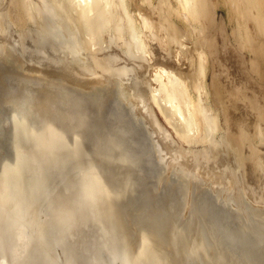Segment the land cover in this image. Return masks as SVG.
<instances>
[{
	"label": "bare ground",
	"instance_id": "1",
	"mask_svg": "<svg viewBox=\"0 0 264 264\" xmlns=\"http://www.w3.org/2000/svg\"><path fill=\"white\" fill-rule=\"evenodd\" d=\"M4 1H6V3ZM141 1H142V9H140V7L138 6L139 15L137 16L131 10V1L130 0H0V58H1L0 61H2L1 65L3 64V65H7L8 67L9 66L12 67L11 69H13L12 70L13 73L20 79H23V77L25 78V76L27 77V75H29V77H30V74L24 75V73H23L24 76L22 75L23 76L22 78L19 77V76H21V74L19 75L18 73H20V72H17V70L22 71L23 69L19 70V68H21L22 66H25V67L29 66L30 68L33 67V69H35V70L38 69L37 71L40 73V77L42 75L44 79L42 77L40 79L39 76L37 77L36 75L39 73L36 72L37 74H35V72H34L35 70H33V73H32V71H30V73H32L34 75V78L36 77L37 80H39V79L45 80V81H41V83L42 82L45 83V84H43L44 86L42 85V87H44V89H45V86L48 89H51V91H50L51 94L49 92L50 96L47 97L43 93V96H45L46 98L45 99L41 98L40 95H39V97L41 98L42 103L44 105L47 104L48 106H52V110H51V107L49 108L47 105H46L47 106L46 107L42 103H40V99L36 98L38 95L35 96L33 93H30V95L29 94L21 95L22 96L21 98H18V96H16L18 98L17 100L15 97H12V98H15L16 101L13 99V101L11 103L12 104L11 108H10L11 117L8 118L9 119V125L11 126V127L9 126V128H11V134H12L11 140H12V142H14L15 145H17L18 147H21L23 150L28 149L31 144H33L34 146H37V145L40 146L41 145V147L42 146L45 147L46 145L51 144L50 143L51 134H53L54 131L56 133L60 131V129L57 128L59 126V123L57 126L55 125L57 121L63 122L64 120H66V121H64L65 126L68 125V124L67 125L65 124V122L68 121V123L70 122L71 125L75 124L74 126L77 127V129L80 126L85 127L88 125L87 127L89 129L90 125L87 124V121L88 120L90 121V118H89L90 116L94 115L93 117L95 119V118H97V116L103 118L102 117L103 115H106V114L109 115L110 114V113H108L109 112L108 110H107L108 112L106 111L107 113L105 112V109H106L105 107L108 105V102H109V104H111L110 107L112 108V112H111L112 117L111 118L113 120V126H112V122H111V125L102 126L105 128L106 133L104 131L103 135H105V137H103V135H102L103 138L102 137L101 138L103 139V141L107 140L105 143L104 142L101 143V144L104 143V145H102V146L100 145V147L104 149V151L101 149L102 152H104V154L110 155L111 152L112 153L115 152L116 154H114V153L113 154L116 156L117 160L120 162H126V164H127L126 166L128 167L127 162L132 161V160H130L131 155L129 152H131V149L133 150V147H131V146L135 145V142H134V144L130 145L131 149H129L128 145L126 143V142H128V141H126L127 140L126 137L128 138V136H129V134L127 136V133H129V132L133 133L132 137L134 136V133H139L142 137V148L147 153V157H148L147 159L150 160V162L153 164L152 166L155 165L157 168L156 172L154 170V173L156 176L155 179L158 182V184L163 180L166 181L165 179H168V177L171 174L172 175H175V174L179 175V173H181L180 178H179V176H177L179 178V179L178 178L177 179H178V181L180 180L179 182H181L180 185L182 186V192H183V193L181 192L183 195V196H181V198L182 199L184 198V200L186 201L185 203H187V200L189 199L188 198L189 194H190V196H192L191 193H193V192H192L191 187L192 186L194 187V185L195 186L198 185L197 188L200 187L201 191H203V194H205L206 196L208 195L209 198H210V196H212L215 199V201L213 203H216V201H217L218 204H220L222 206V208H224L223 209L224 211H227L231 215H234L238 223H235L236 221H233L232 223L238 224V227H240V230H243L245 232V234H249L252 237L254 236L255 237L254 239H256V241H257V244L255 243L256 246L260 245L261 246L260 248H262V247H264V179L261 177L262 173L264 171V148H263L264 147V0H141ZM223 5L229 7V12H227L228 14L226 16H223L222 18L219 19L218 12L220 10H222L221 8ZM4 12H6V14L9 17V19L11 20V22L13 24L17 25L16 27H18V28H25L24 26H27L28 23H34L36 25V28L32 29L29 32V35H24V34L22 35V32H17L23 38L24 43H26L24 45V49H25L24 52H26V54H25L26 59H24L22 57L20 58L11 49V46L13 44L16 46V42L13 39V38H15V36L13 37V35H12V33L15 35V32H12L9 36L7 35L6 26L4 25V22L2 20L3 19L2 14H4ZM9 37H13V38H9ZM8 38L10 39V42H7V41H9ZM12 42H13V44H12ZM46 49L48 51L50 50V52L56 51V52H58V54H61V55L65 54V53H66V55L69 54V56L67 55V57H72V60L70 62L66 61V63H65V62H59V61L57 62L56 58H52V59L50 58V61L46 62V61H44L45 57L49 58L47 54H44L45 57L43 55V53H45ZM1 54H3V55H1ZM10 67H9V69H10ZM13 67L15 68V70ZM29 67H28V69H25V71L26 70L28 71ZM16 68H17V70H16ZM11 69L9 71H11ZM28 72H26V73H28ZM137 73H138V75H137ZM137 76H139L138 79H137ZM27 79L28 78H26L27 82H29L28 80H30V79H31L30 81L32 83L34 81V79L32 80V77L29 78L28 80ZM26 81H24V82L26 83ZM19 82H20V80H19ZM35 84H37V82ZM39 84H40V81H39L38 85ZM33 85H34V83H33ZM38 85H36V86L34 85L35 89ZM28 86L30 87L32 85L29 84ZM39 86H41V85H39ZM31 88H33V86ZM42 90L43 89H40L39 91L44 92V90L43 91ZM22 94H23V92H22ZM11 96H13V95H11ZM9 100H11V98H9ZM108 109L111 111L110 108H108ZM104 112L106 114H103ZM157 114L163 118L164 123L166 125L165 124L163 125L161 123V121L159 120L160 117ZM93 117L91 119H93ZM105 117H107V116H105ZM101 118H100L101 125H104V124L107 125L106 123L108 121L106 122V119L108 117L106 119H104L105 122H103L104 121L103 119H102L103 121L101 122ZM112 120H110V121H112ZM89 121H88V123H89ZM95 122H96V119L92 123L96 124L97 122L96 123ZM85 124H87V125H85ZM95 127H97V126H95ZM102 127H101V129L103 130L104 128H102ZM91 128H92V126H91ZM70 129H72V128H70ZM93 130H91V131H93ZM135 131H137V132H135ZM9 132H10V130H9ZM70 132H71V130H70ZM81 132H82V134H84L83 131H81ZM87 132H90V130ZM94 132L95 131H93L92 133H94ZM73 133H75V132H73ZM88 134H90V133H88ZM88 134H86V135H88ZM78 135H79V133H78ZM98 135H99V133H98ZM94 136L96 137V135H94ZM82 138H83V136H82ZM98 138H97V140H98ZM93 140H94V138H93ZM101 141L102 140H100V142ZM140 142H141V140H140ZM52 143H54L53 145H56L54 141ZM26 144H28L29 146ZM35 144H37V145H35ZM85 144L83 143V145H85ZM181 144L184 147H188V149L181 147ZM257 144H260V146H261L259 149H258V147H256ZM53 145H50V146H53ZM197 145H203L204 146V148L206 149L205 150L206 155L204 152L199 153L198 151H194L193 149H190L192 146H197ZM41 147H39V148H41ZM46 147L48 148L49 146H46ZM87 147H89V146H87ZM52 148H51V150H52ZM65 148H66V146H65ZM71 148H72V146H71ZM81 148H79V149H81ZM89 149H91V148L89 147ZM42 150L44 151V148H42ZM69 150H71V149H69ZM144 150H142V151H144ZM92 151L94 154V150H92ZM98 151H100V150H98ZM137 151L138 150H136V152ZM21 152H22V150H21ZM52 152H53V150H52ZM100 152H98V153H100ZM223 152L226 154L225 158L223 156ZM59 153L61 154V152H59ZM38 154H40V153H38ZM101 154H99V155L101 156ZM49 155H51V154L49 153ZM129 155H130V157H129ZM54 156H56V155H54ZM105 156H104V158H105ZM248 156L250 157V160H251L250 162L246 160L247 159L246 157H248ZM44 157L43 158L42 157L39 158V156L35 157L36 158L37 171H34V170H32V171L35 172L34 174L37 173V175H35L36 178H34V180L36 179L35 180V182L37 184L36 186H38L39 188L37 187L38 189L36 191H39L41 189L43 192V187L45 188V186L47 185L49 180L54 179L53 182H54V184L57 185L55 188L56 190H54V191L57 193L58 199H60L62 201L63 196L61 195L60 192L64 191L65 188H63V190H62V188L59 185L61 184V186H62V184H63L62 180L63 179L61 176H60V179L59 178L57 179L59 182L62 179L61 180L62 183H60V184L58 181H56V176L54 175L55 173H53V169L55 168V166L52 168V166L55 165V162H53L54 163L53 165H48V164H50L49 162H51V161H49L47 163V160ZM61 157L59 156V158H61ZM94 157H95V155H94ZM94 157H92V158H94ZM62 158H64V157H62ZM96 158L97 157H95V159ZM110 158L111 157H109V159ZM55 159H53V161ZM99 159L100 158H98V161H100ZM133 159H135V156ZM30 160H32V159H30ZM140 160H143V159H140ZM95 161H97V160H95ZM101 161H102V163H103V161L105 162L102 165L108 164V163L106 164L107 160L105 161V159L101 160ZM67 162H68V160H67ZM133 162H134V160H133ZM133 162H131V163H133ZM17 163H19V162H17ZM56 163H57V161H56ZM74 163H75V161H74ZM131 163H130V165H131ZM98 164H96L95 166L92 165V167L90 166L91 171L89 169H87L89 171V173L93 172L94 169L96 170L97 168H95V167ZM72 165H74V164H72ZM89 165H90V163H89ZM100 165L101 164H99L98 168L100 167ZM60 166H61V164H60ZM108 166H110V165H108ZM112 166H113V164H112ZM119 166H121V165H119ZM119 166H117V167H119ZM134 167H135V165H134ZM24 168H25V166H24ZM108 168L109 167H107L105 169H108ZM120 168H122V167H120ZM59 169H60V167H59ZM74 169H76V167ZM85 169L82 168V171L84 172V174L88 173V171H86ZM105 169H103V170H105ZM148 169L150 170V168H148ZM12 170H13V168H12ZM29 170H30V168H29ZM80 170H81V168H80ZM98 170L100 171V169H98ZM32 171H30V173H29V171L26 170L27 178H28V176H30L32 174ZM74 171L78 173V171H76V170H74ZM118 171H120V170H118ZM71 172H72V170H71ZM135 172H136V170H135ZM26 173L24 172V175H26ZM120 173H121V171H120ZM132 173H134V172H132ZM146 173H147V171H146ZM60 174H62V173H60ZM112 174H114L113 171H112ZM78 175H80V171H79ZM99 175H100V173H99ZM102 175H104L103 172H102ZM115 175H117V174H115ZM122 175H123V173H122ZM130 175H132V174H130ZM133 175H132V177H133ZM96 176H97V174H96ZM256 176L260 179L259 182L262 183L261 188L258 192L249 189L248 188L249 186L247 185V182L245 181V178H250V180H252V182H253L255 180ZM4 177H5V175H4ZM32 177H34V176H32ZM73 177H74V175H73ZM105 177L108 178L109 176H104V178ZM64 178H66V177L64 176ZM87 178H90V177H87ZM99 178H101V177H99ZM107 178H105V179H107ZM114 178H115V176H114ZM123 178H121V179H123ZM258 178H256V180H258ZM28 179L25 180L23 185H21L22 182L20 183L21 186L19 188V194L17 193L18 196L20 195V199H18V200L16 199V201L20 202L21 200H24L22 205L26 204L25 199L27 198V196H29V194L34 192V191L32 192L33 187L31 188L30 185H28V182H29ZM83 179H86V177ZM131 179H134V178H131ZM12 180L13 179H11L9 181L11 182ZM16 180H17V178H16ZM91 180L93 181L94 179H91ZM123 180H125V178ZM67 181L68 182H66V184H68L69 181L71 182V180H68V179H67ZM125 181L126 182H124L125 183L124 185L126 187L128 186V188H129V186H130L129 180L126 179ZM140 181H142V180H140ZM31 182H33V181H31ZM100 182H101V184L103 183V185H101L100 189H106V187H105L106 184L102 181H100ZM100 182H99V184H100ZM144 182H145V180H144ZM173 182H175V181L173 180ZM106 183H108V182L106 181ZM51 184L48 183V185H51ZM110 184H108V186ZM113 184H115V183H113ZM117 184H119V183H117ZM121 184H123V182H121ZM139 184H141V183H139ZM72 185H73V183H72ZM36 186H34V187H36ZM65 186H67V185H65ZM116 186L113 187L112 189H114V188L116 189ZM132 186H134V184ZM168 186H170V185H168ZM6 187L10 188L11 186L7 185ZM14 187L15 186H13L12 189H14ZM16 187H17V184H16ZM16 187H15V190H16ZM75 187L76 186L74 184V190L76 191L77 188L75 189ZM80 187L81 186L79 185V188ZM94 187H96V186H94ZM51 188H52V185H51ZM70 188L73 189L72 187H70ZM117 188H118V191H119V189L120 190L124 189L122 187L119 188L118 186H117ZM151 188H153V187H151ZM47 189H48V187H47ZM47 189L45 191H47ZM81 189L83 190V188H80V190ZM125 189L122 192H126ZM68 190H69V187L67 188V192H68ZM193 190H195V188ZM94 191H95V189H94ZM142 191H145V190H142ZM14 192H12V193L14 194ZM91 192L92 191H90L88 194H91ZM117 192H115V193H117ZM175 192H173V193H175ZM84 193L86 194V190ZM197 193H199V192H197ZM23 194H24V196H26V198L24 197L25 199H23ZM121 194H123V193H121ZM203 194H202V197L204 196ZM34 195H37V194L33 193V197H34ZM44 195H43V197H44ZM68 195H69V193H68ZM99 195H101V194L98 193V196ZM193 195H195V194H193ZM39 196H42V195L40 194ZM51 196H52V194H51ZM70 196H71V194L69 195V197ZM11 197H10V199L8 197L7 200H11L13 198V197L12 198ZM43 197H40V198L43 199ZM46 197H44L45 199H43V200H46ZM64 197H65V195H64ZM106 197H109V196H106ZM118 197H119V195H118ZM16 198H18V197H16ZM28 198H29V201L32 200L31 197H28ZM35 198L36 197H34V199ZM48 198H50V197H48ZM73 198H75V197H73ZM77 198L79 200L80 197H77ZM77 198L75 200H77ZM193 198H194V196H193ZM196 198H194V199H196ZM38 199H37V201H38ZM124 199L126 200V198H124ZM211 199H210V202L212 201ZM63 200H64V198H63ZM71 200H73V199H71ZM75 200H74V202H75ZM94 200H95V198H94ZM129 200H130V198H129ZM97 201H98V199H97ZM145 201H146V199H145ZM192 201H193V199H192ZM192 201L189 202V204L192 203ZM207 201H208V199H207ZM35 202H36V199H35ZM39 202L41 203V201H39ZM49 202L51 203V201H49ZM49 202H48V204L50 205ZM53 202L54 201H52V203ZM55 202H57V201H55ZM85 202H86V200H85ZM93 202H95V201H93ZM210 202H208V203H210ZM261 202H263L262 203L263 206L262 205L260 206ZM6 203H8V202L6 201ZM20 203H18V204L16 203V206L18 205L19 207H22L21 205H19ZM31 203H32V201L29 202L30 205H31ZM59 203H61V202H59ZM120 203H121V200H120ZM205 203H204V205H205ZM33 204H34V201H33ZM48 204H47V206H48ZM55 204L56 203H54L52 205H55ZM91 204H94V203H91ZM196 204L197 203H195V205ZM7 205L9 206L10 204L8 203ZM7 205H5V207ZM12 205H15L13 201H12ZM12 205H10L8 208H5L4 210H7L6 212H8L9 208ZM24 205H23V207H24ZM30 205H27L28 206L27 208H30L31 207ZM37 205H39V203ZM60 205H59V207H60ZM69 205L67 204V207ZM81 205H82V203H81ZM106 205L108 206V204H106ZM197 205L200 206L201 204L200 205L197 204ZM220 205H218V206L220 207ZM43 206H45V205L43 204L40 207L37 206V209H38V207L40 209ZM47 206H46V208H47ZM71 206H72V203H71ZM71 206H70V208H72ZM84 206H85V204H84ZM92 206H94V205H92ZM104 206H102V207H104ZM140 206L142 208V205H140ZM76 207H78V206H76ZM182 207L184 208V206H182ZM205 207H206V205H205ZM12 208H13V206H12ZM12 208H10V209H12ZM35 208L33 210H35ZM44 208L45 207H43L42 211L45 212L46 208L45 209ZM54 208H55V206H54ZM108 208H106V209L108 210ZM196 208H193V210ZM14 209H17V208H13V210ZM104 209H105V207H104ZM104 209H102V216L103 217H102L101 222L99 220V222H100L99 226H101V227H98V228H100V231H103L105 233H103L104 235H103V237H101L102 236V232H101V236L99 237L100 242H98V243H101V241L103 240L104 244L102 243V246L103 245L104 246L100 249L103 251L104 250L103 248L106 246L105 247V249H106L105 255L108 259L107 261L110 264H121L120 262L123 261V259H122L123 256H126L127 253H126V255H122V254H125L124 253L125 250L123 249L122 250L123 252L120 256V257H122L121 258L122 260H120V258L118 257L119 253H121L118 250L119 245L114 243L117 240L116 239H115V241L112 240L113 241V243H112V241H109L110 239H107V238H108L109 232L111 234L114 231V230L111 231L112 228H115V227L119 228V226H122V224L120 222H118V224H117V222H116V224L111 223L112 218L109 216L111 212L109 213L108 211H110V210L106 211ZM168 209H170V208H168ZM19 210H20V208H19ZM30 210L28 209V211H30ZM46 210H48V209H46ZM50 210H48V211H50ZM74 210H76V209H74ZM151 210L155 211V209H151ZM42 211L40 210L39 213L41 214ZM60 211H61V208L59 209V212ZM14 212H15V210H14ZM16 212L18 213V211H16ZM36 212H38V211H35L34 215L35 216L37 214L39 215V213L36 214ZM65 212L66 211H64V213L61 212L62 214H60V215L64 216L66 214ZM119 212H120V210H119ZM197 212H198V209H197ZM26 213H24V214H26ZM126 213H127V211H126ZM130 213H131V211H130ZM193 213H195V212H193ZM206 213H204V214L206 215ZM210 213H211V211H210ZM210 213H208V214H210ZM228 213H227V215L230 216ZM7 214H5L4 217L9 216L8 220L6 219V221L8 222L9 219L11 221L12 216L9 215L10 213L8 215ZM175 214H176V212H175ZM217 214H218V216H220L219 213H217ZM2 215L0 216V218L2 217ZM47 215H49V214H47ZM146 215H144V216H146ZM191 215H192V212H191ZM200 215H201V213L199 214V216ZM224 215L226 216L225 212H224ZM41 216H42V214H41ZM130 216H133V215H130ZM24 217H26V219L28 218L27 216H24ZM31 217H33V215L30 216L29 219ZM177 217H178V215H177ZM200 217H202V215ZM212 217H213V215H212ZM12 218H14V214H13ZM68 218L70 221L72 220L70 218V216ZM108 218H111V220ZM154 218L156 219L155 215H154L153 219H150V220L154 221L155 220ZM175 218H173V219L175 220ZM190 218H192V217L190 216ZM203 218H205V217L203 216L202 219ZM208 218H211V217L209 216ZM214 218H215V216H214ZM214 218H212V219H214ZM228 218L226 220H228ZM36 219H35V221H36ZM50 219H52V218H50ZM53 219H54V217H53ZM57 219H58V216H57ZM221 219H223V218H221ZM32 220L34 221V218ZM38 220H39V218H38ZM64 220H65V218H64ZM69 220H68V222H69ZM94 220H96V218ZM27 221H28V219H27ZM33 221H32V224L35 223V222L33 223ZM40 221H42V220H39V222ZM46 221L48 222V220H46ZM102 221L104 222L103 225H101ZM137 221H139V220H137ZM137 221H135V222H137ZM28 222H30V220ZM68 222L65 226L68 225ZM223 222H224V220H223ZM20 223H23L22 220L20 221ZM54 223H56V221ZM72 223H73V225H76L75 227H77V225H79L78 221H77V224H75V220L72 221ZM173 223H174V221H173ZM181 223H183L182 220H181ZM208 223L210 224V221ZM229 223L230 222H228L227 224H229ZM1 224H2V222H1ZM26 224H29V223H26ZM37 224H38V222H37ZM45 224L47 225V223H45ZM50 224H52V223H50ZM69 224H70V222H69ZM184 224H185V222H184ZM214 224H216V223H214ZM221 224L218 223V226ZM5 225H6V222H5ZM41 225H42V223H41ZM229 225H231V224H229ZM26 226L28 227L30 225H26ZM40 226L39 227L35 226L34 228L37 227L40 230V228H41ZM52 226H53V224H52ZM68 226H67V230L69 233L68 237L71 240V238L73 236L74 237L76 236L78 230H77V232L73 231L72 229L70 230V229H68ZM84 226L90 227V225H85V224H84ZM84 226H82V227H84ZM124 226H125V224L122 227H124ZM221 226H219V227H221ZM224 226H226V225H224ZM235 226H237V225H235ZM0 227L2 228V226H0ZM20 227H21V225H20ZM59 227H58V229H59ZM136 227L137 226H135V228ZM1 228H0V230H1ZM7 228H8V226H7ZM11 228L12 227H10L8 229H11ZM28 228H30V227H28ZM98 228H96V229H98ZM145 228H146V226H145ZM148 228H149V226H148ZM216 228H218V227H216ZM225 228H227V227H225ZM55 229H57V228H55ZM85 229H88V228H85ZM153 229H155V228H153ZM153 229H151V230H153ZM228 229L229 228L222 229V230L223 231L227 230V232H228L229 231ZM116 230H118V229H116ZM126 230H127V228H126ZM172 230H173V227H172ZM194 230L196 231V227L194 228ZM204 230H205V227H204ZM222 230H221V232H222ZM62 231H64V228L62 229ZM94 231H95V227H94ZM210 231L211 230H209V232ZM219 231H218V234H219ZM238 231H239V229H238ZM238 231H236V232H238ZM2 232L1 233L4 235L5 234L4 229L2 230ZM6 232L9 234L12 231L9 230V232H8L6 230ZM34 232H36V231H34ZM59 232H60V230H59ZM81 232L79 234L80 236H83V237L88 236V235L86 236L85 233H84L85 235L83 233L81 234ZM227 232L225 233V238L227 236L226 234L229 233V232L228 233ZM239 232H240V234L242 233L241 231H239ZM247 232H249V233H247ZM1 233H0V235H2ZM31 233H30V235H32ZM141 233H140V235H141ZM144 233H146V232H143L142 235H144ZM152 233H154V232H152ZM191 233H192V231H191ZM28 234H29V232H28ZM28 234H27V236H29ZM106 234H107V236L105 239L108 241H106L104 239ZM167 234H169V233H167ZM176 234H177V232H176ZM204 234H205V231H204ZM229 234H228L227 238H229ZM245 234H244V236H245ZM97 235H99V234L97 233ZM158 235H160V234H158ZM209 235H210V233H209ZM222 235L223 234L220 235L221 239L223 238L225 240V238L222 237ZM65 236H63V237H65ZM113 236L115 237L116 234H113ZM113 236H111V237L114 238ZM151 236H153V234ZM187 236H186V238H187ZM195 236H196V234H195ZM220 236H218V237L220 238ZM0 237H2V236H0ZM7 237H9V235ZM7 237L5 240H7ZM60 237H61V235H60ZM133 237H135V236L133 235ZM136 237H137V235H136ZM143 237H142V239L144 242ZM12 238H14V237H12ZM56 238H58V237H56ZM89 238H90V240L92 239L90 237V235H89ZM117 238H119V237H117ZM241 238H243V237H241ZM30 239H28V240H30ZM33 239L37 240V238H33ZM130 239H128V240H130ZM145 239H147V238L145 237ZM196 239H198V241L201 240L200 238H196ZM5 240H3V241H5ZM86 240H87V238H86ZM128 240L126 239L125 242ZM138 240H139V238H138ZM147 240H148L147 247L145 245L146 243L143 244V245H145L146 249H145V247L142 248V250L143 249L145 250V251H142V259L146 256L154 264H161L160 262H162L163 264L164 263L169 264V263H167V261L169 262V260H168L169 258H167L169 256L166 257V255H169V254L168 253L166 254L164 246H163L164 249H162L161 248L162 246H160L158 241L156 243L155 238L154 239L151 238V240L148 238ZM249 240H252V238L249 237L248 241ZM56 241L57 240L55 239V241H54L55 245L54 246L57 247ZM62 241H63V238H62ZM77 241L78 240H75L74 243L72 242V243H68V244H75V243L77 244L78 243V245H79L80 242H77ZM88 241H89V239L87 240V242ZM196 241L193 240V242H196ZM198 241H197V245H201V246H198V248H197L198 250L196 249L197 251L200 250L199 247H201V248L204 247L202 244L203 242L201 243L199 241L201 244H198ZM217 241H219V240L217 239ZM237 241L239 242V240H237ZM246 241H247V239H246ZM254 241L252 240V242H254ZM7 242H8V240H7ZM34 242H32V244ZM39 242L41 243V241H39ZM50 242H52V240ZM133 242H134V240H133ZM205 242H206V240H205ZM36 243L38 245L37 241L33 245L36 246L35 245ZM66 243L67 242H65V244ZM94 243H96L95 240H94ZM207 243H208V241H207ZM218 243L220 244V241ZM28 244H29V242H28ZM87 244H89V243H87ZM134 244L137 245L136 242H134ZM163 244H161V245H163ZM193 244L195 245L196 243H193ZM217 244H216V246H217ZM30 245H31V241H30ZM51 245H53V244H51ZM93 245L95 246V244H92V246H90V247L94 248ZM121 245H122V243H121ZM164 245H166V244H164ZM194 245L192 246V243H191V247H193V249L195 248ZM204 245L207 246L205 243H204ZM230 245H231V243H230ZM234 245H235V242H234ZM34 246H33V249H34ZM58 246H59V244H58ZM68 246L70 247V249L74 248L71 245H68ZM99 246H101V245H99ZM226 246H228V245H226ZM226 246H225V249H227ZM236 246H237V244H236ZM2 247H4V246H2ZM2 247H0V248H2ZM41 247H42V245H41ZM111 247H112V249H111ZM129 247H131V246H129ZM218 247H220V246L218 245ZM31 248L29 247L30 250H31ZM57 248L61 249V247L60 248L57 247ZM77 248L81 249L79 246ZM115 248L119 251V253ZM120 248L122 249V247H120ZM138 248H137V250H138ZM55 249H52V250H55ZM26 250L28 251V249H26ZM30 250H29V252H30ZM62 250H65V249H62ZM127 250H129V249H127ZM133 250H134V248H133ZM209 250H212V249H209ZM216 250H217V247H216ZM262 250H264V249H262ZM82 251L83 250H81L80 252L82 253ZM91 251H92V248H91ZM192 251L194 253L196 252L194 250H192ZM2 252H3V250H2ZM62 252H64V251H62ZM71 252H73V251H71ZM75 252H77V251H75ZM89 252H88V254H89ZM103 252H105V251H103ZM201 252H203V251H201ZM214 252H215V250H214ZM32 253H33V251H32ZM34 253H35V250H34ZM85 253L87 254V251ZM134 253H133V256H134ZM184 253H186V252H184ZM206 253L209 254V252H206ZM68 254H71V253H68ZM116 254H118V255H116ZM128 254H129V252H128ZM136 254H137V252H136ZM136 254H135V257H133V258L134 259L137 258V260L139 258L137 263L135 262L136 260H134V259H132V260H134L133 262H128L129 260L127 261V259H126L128 257L127 256V257H125V259L128 263H125V264H140L141 253L137 256H136ZM201 254L203 255V253H201ZM212 254H210V255H212ZM221 254L219 255V253H218L219 256L216 254L217 255L216 257H220ZM254 254H255V252H254ZM16 255H18V254L17 253L15 255L13 254L12 257L16 256ZM65 255L67 256V254H65ZM89 255H91V254H89ZM103 255H104V253H103ZM196 255L199 258V255L198 254H196ZM28 256L29 255H27V258H28ZM87 256L88 255H86V257ZM163 256L167 259V261H164L165 258H163ZM214 256H215V254H214ZM238 256H240V255H238ZM19 257L21 258V255H19ZM19 257L17 259H19ZM57 257H58V254H57ZM59 257H61L60 254H59ZM79 257H81V256H79ZM79 257L77 259H79ZM22 258H21V260H23ZM25 258H26V256H25ZM74 258H76V257H74ZM184 258H186V257H184ZM210 258H212V257H210ZM3 259H4V257H3ZM55 259H56V256H55ZM60 259L61 258H59V260ZM93 259H95V258H93ZM62 260L63 259H61V261ZM205 260H207V259H205ZM215 260H216V258H215ZM5 261H6V259H5ZM5 261H2L1 264H9L8 261H6V262ZM17 261H19V260H17ZM37 261H39V260H37ZM88 261L90 262L89 259H88ZM68 262L66 261V263H68ZM83 262H84V260H83ZM14 263H16V261ZM71 263H72V261H71ZM81 263L82 262H80L79 264H81ZM123 263L124 262H122V264ZM217 263H219L218 260H217ZM38 264H42V261L38 262ZM58 264H60L59 261H58ZM172 264H174V263H172Z\"/></svg>",
	"mask_w": 264,
	"mask_h": 264
},
{
	"label": "rangeland",
	"instance_id": "2",
	"mask_svg": "<svg viewBox=\"0 0 264 264\" xmlns=\"http://www.w3.org/2000/svg\"><path fill=\"white\" fill-rule=\"evenodd\" d=\"M131 1V10H132V12L135 14V15H139V9H138V6L140 7V9H142V1L141 0H130ZM5 3H6V1H4ZM227 7V8H226ZM222 10H220L219 12H218V17H219V19L220 18H222L223 16H226L228 13L227 12H229V7L228 6H222V8H221ZM3 15V22H4V25L6 26V33H7V35L9 36L12 32H15V35L12 33V35H13V37L15 36V38H13V37H9V38H13L14 39V41L16 42V46L13 44V42H12V44L14 45H12L11 46V49L16 53V55H18L20 58L22 57V58H24V59H26V52H24L25 51V49H24V45L26 44V43H24V41H23V38L21 37V35H19V33H17V32H22V35L24 34V35H29V32L32 30V29H34V28H36V25L34 24V23H28L27 24V26H24L25 28H18V27H16L17 25H15V24H13L12 22H11V20L9 19V17L7 16V14H6V12H4V14H2ZM35 25V26H34ZM20 30V31H19ZM22 30V31H21ZM8 38V40L9 41H7V42H10V39ZM4 54V53H3ZM3 54H1V55H3ZM44 54H47L48 55V57L49 58H47V57H45V55ZM42 55V54H41ZM43 55H44V57H45V60L44 61H46V62H49L50 61V58L52 59V58H56V60H57V62L59 61V62H65L66 63V61H68V62H70L71 60H72V57H67V55L69 56V54H67L66 55V53L65 54H63V55H61V54H58V52H54V51H52V52H50V50L48 51L47 49H46V51H45V53H43ZM66 55V56H65ZM1 59V58H0ZM1 63H2V61H0V214L2 213H4L3 215H2V219L0 218V226H2V228L4 229V235L2 234L3 232H2V228H1V230H0V233L2 234V235H0V236H2V237H0V244L2 245V246H4V247H2L1 245H0V247H2V248H0V264H1V262L2 261H5V259H6V261H8V263L9 264H38V262H40V261H42V264L44 263V264H54L56 261V263L55 264H58V261L60 262V264L62 263V264H79L80 262H82L81 264H110L107 260V257H106V255H105V253H106V249H105V247L103 248L104 250L103 251H105V252H103L100 248H102L103 246H102V243L104 244V242H103V238L101 239L102 241H101V243H98V242H100L99 240H100V236H101V232H102V236L101 237H103V233H105V232H103V231H100V228H98V227H101V226H99V224H100V222H101V220H102V209H104V207H105V209L104 210H106V211H108V210H110V211H108L109 213H110V217L112 218V220H111V218H108V219H110L112 222L111 223H113V224H116V222H117V224H118V222H120L121 224H122V226L125 224V226L124 227H122V226H119V228L117 227H115V228H112V230L111 231H113L111 234H110V232H109V234L111 235V236H113V234H116V238L114 237V238H112L109 234H108V238L107 239H110L109 241H115V239L117 240L116 242H114V243H116V244H118L119 245V248H118V250L121 252V253H119V251H118V253H119V255L118 254H116V255H118V257L120 258V260H122L123 259V261L122 262H124L123 264H125V263H128V262H133L134 260H136L135 262L137 263V261L139 260V258H138V260H137V258L136 259H134L133 257H135V254H136V252H137V254H136V256L137 255H139L140 253H141V260H140V264H154V263H152V261L148 258V257H144L143 259H142V251H145L144 249L142 250V248L143 247H145V245H146V247H147V244H148V238L151 240V238L152 239H154L155 238V240H156V243H157V241H158V243L160 244V246H162L161 248L162 249H164L165 248V251H166V254L168 253L169 255H166V257L167 256H169V257H167V258H169L168 260H169V262L167 261V259L163 256V258H165L164 259V261H167V263H169V264H172V263H174V264H264V250H262V249H264V247H262V248H260L261 246L260 245H258V246H256V244H257V241H256V239H254L255 237L253 236H250L249 234H245V232L243 231V230H240V227H238V224H235V223H238L237 222V220H236V218H235V216L234 215H231L230 213H228L227 211H224L223 209L224 208H222V206L220 205V204H218V202L216 201V203H213L214 201H215V199L212 197V196H210V198L208 197V195L206 196L205 194H203V191H201V188L199 189V188H197V186L198 185H194V187L192 188L191 187V189H192V192L193 193H191V195L192 196H190V194H189V196H188V200H187V203H185L186 201L184 200V198L182 199L181 198V196H183L182 195V186L180 185L181 184V182H179L178 181V179L180 178V174L181 173H179V175L178 174H175V175H170L169 177H168V179H165L166 181H161L159 184H158V182L156 181V179H155V173H154V170H155V172H156V170H157V168H156V166L154 165V166H152L153 164L150 162V160H148L147 158V153H146V151L142 148V137H141V135L139 134V133H134V136L132 137V134L133 133H131V132H129V133H127V136H128V134H129V136H128V138L126 137V141H128V142H126L127 143V145H128V148L129 149H131V147H133V150L131 149V152H129L130 153V155H131V159L130 160H132V161H129L130 163L131 162H133V160H134V162L133 163H131V165H130V163L129 162H127L128 163V167L126 166L127 164H126V162H120V161H118L117 160V158H116V156L114 155V154H116L115 152H111V154L110 155H107V154H104V152H102V150L104 151V149L103 148H101L100 147V145L102 146V145H104V143L107 141H103V137H105V135H103L104 133V131H105V133H106V130H105V128L104 127H102V126H108V125H111V122H112V126H113V120H112V115H111V112H112V108L110 107V105L111 104H109V102H108V105L105 107L106 109H105V112L107 111L108 113H110L109 115L108 114H106L105 112L103 113V114H106V115H101L103 118H101V117H99V116H97V118H95L96 119V122L99 124L100 123V118H101V122L104 120V119H106L107 117L109 118H107L106 119V124L107 125H105L104 123V125H101V123L98 125L96 122V124H93L92 122H94L95 121V119H94V115H92V116H90L89 118H90V121H89V123H88V121H87V124H89L90 126H89V129H88V125L87 124H85V125H87V126H85V127H83V126H80V127H78V129H77V127H75L74 125H71V123L69 124L68 123V121L67 122H65V124L67 125V126H65L64 125V121H66V120H64L63 122L61 121V122H56V126L58 125V123H59V126L57 127V128H59L60 129V131L59 132H53V134H51V141H50V143L51 144H49V145H46V146H49L48 148L45 146H42L41 147V145L39 146V145H37V144H35V145H37V146H34L33 144H31L30 145V147L28 148V149H26V150H23L21 147H18L17 145H15L14 144V142H12V140H11V136H12V134H11V128H9V117H11V113H10V108H11V103H12V101H13V99L15 100V98H16V100L18 99V98H21L22 96L21 95H27V94H29L30 95V93H33L35 96L36 95H38L36 98H39L40 99V103H42V100H41V98H46L45 96H50L49 95V92L51 91V89H48L46 86H45V89H44V87H42V85L43 84H45V83H41V81H45V80H43L44 78H43V76L41 75V77L43 78L42 80H40L41 79V77H40V73L37 71V70H35V69H33V67L32 68H30L29 66H22L21 68H19V70L20 69H23L22 71L20 70V71H18L17 70V68H16V70H17V72H20V73H18L19 75L21 74V76H19V77H23L24 75H27V74H30V77H29V75H27V77L25 76V78L23 77V79H20V78H18L14 73H13V69H11L12 67H10V69H11V71H9L10 69H9V67L7 66V65H1ZM28 67H29V72L26 70L25 71V69H28ZM5 68V69H4ZM14 68V67H13ZM8 69V70H7ZM14 70H15V68H14ZM33 70H35L34 72H35V74H37L36 72H38L39 74H37L36 76L38 77H40V79L39 80H37V78L35 79L34 78V75L32 74L33 73ZM25 71V72H24ZM30 71H32V73H30ZM15 72V71H14ZM26 72H28V73H26ZM23 73H24V75H23ZM32 74V75H31ZM23 75V76H22ZM137 75H138V73H137ZM32 77V80L34 79V81H33V83H34V85L36 86V85H38V83H39V81H40V84L39 85H41V86H37L36 87V89H35V86L33 85V83L30 81V80H28L29 78H31ZM26 78H28L27 80L29 81V82H27L26 81ZM139 78V76H137V79ZM18 80V81H17ZM19 80H20V82H19ZM37 80V81H36ZM24 81H26V83L24 82ZM24 82V83H23ZM37 82V84H35ZM21 83V84H20ZM32 83V84H31ZM9 84V85H8ZM32 85L33 86V88H31L32 86H28V85ZM14 86V87H13ZM22 88H21V87ZM44 86V85H43ZM29 87V88H28ZM38 88V89H37ZM26 89V90H25ZM40 89H43L44 90V92H41V91H39ZM23 90V91H22ZM42 90V91H43ZM18 91V92H17ZM48 91V92H47ZM17 92V93H16ZM22 92H23V94H22ZM13 93V94H12ZM15 93V94H14ZM38 93V94H37ZM43 93H44V95L45 96H43ZM6 94V95H5ZM50 94H51V92H50ZM10 95V96H9ZM11 95H13V96H11ZM39 95H40V97H39ZM16 96H18V98L16 97ZM12 97H15V98H12ZM24 97V96H23ZM9 98H11V100H9ZM15 100V101H16ZM46 102V101H45ZM43 104V103H42ZM46 104V103H45ZM44 105V104H43ZM47 105V104H46ZM46 105H44V106H46ZM48 106V105H47ZM46 106V107H47ZM49 108L51 107V110H52V106H48ZM108 108H110L111 109V111L108 109ZM91 109V108H90ZM10 114V115H9ZM158 115V114H157ZM105 116H107V117H105ZM159 117H160V121H161V123L164 125L165 123H164V120H163V118L160 116V115H158ZM55 117V116H54ZM93 117V119H91ZM105 117V118H104ZM56 118V117H55ZM103 119V120H102ZM57 120V119H56ZM110 120H112V121H110ZM8 121V122H7ZM103 122H105V120L103 121ZM63 123V124H62ZM64 125V126H63ZM94 125V126H93ZM166 125V124H165ZM69 126V127H68ZM73 126V127H72ZM91 126H92V128H91ZM95 126H97V127H95ZM11 127V126H10ZM65 127V128H64ZM67 127V128H66ZM82 127V128H81ZM101 127L102 128H104L103 130L101 129ZM70 128H72V129H70ZM87 128V129H86ZM68 129V130H67ZM77 129V130H76ZM86 129V130H85ZM94 129V130H93ZM97 129V130H96ZM100 129V130H99ZM9 130H10V132H9ZM64 132H63V131ZM70 130H71V132H70ZM90 130V132H87V131H89ZM91 130H93V131H95L94 133H92L93 131H91ZM81 131H83V133L84 134H82V132ZM61 132V133H60ZM63 132V133H62ZM67 132V133H66ZM73 132H75V133H73ZM77 132V133H76ZM99 133V135H98V133ZM102 132V133H101ZM135 132H137V131H135ZM60 133V134H59ZM78 133H79V135H78ZM88 133H90V134H88ZM86 134H88V135H86ZM60 135V136H59ZM63 135V136H62ZM75 135V136H74ZM85 135V136H84ZM94 135H96V137L94 136ZM102 135H103V137H102ZM55 138H54V137ZM82 136H83V138H82ZM92 136V137H91ZM60 137V138H59ZM88 139H87V138ZM99 137V138H98ZM102 137V138H101ZM53 138V139H52ZM62 138V139H61ZM69 138V139H68ZM72 138V139H71ZM74 138V139H73ZM90 138V139H89ZM93 138H94V140H93ZM97 138H98V140H97ZM101 138V139H100ZM130 138V139H129ZM9 139V140H8ZM68 139V140H67ZM71 139V140H70ZM83 139V140H82ZM87 139V140H86ZM92 139V140H91ZM134 139V140H133ZM55 142V144L57 145H53L54 143H52L53 141ZM61 140V141H60ZM80 140V141H79ZM90 140V141H89ZM100 140H102L101 142H100ZM105 140V139H104ZM130 140V141H129ZM138 140V141H137ZM140 140H141V142H140ZM84 141V142H83ZM93 141V142H92ZM133 143H132V142ZM102 142H104L103 144H101ZM134 142H135V145H132V144H134ZM138 142V143H137ZM72 143V144H71ZM74 143V144H73ZM80 143V144H79ZM83 143L85 144V145H83ZM98 143V144H97ZM137 143V144H136ZM29 144V143H28ZM28 144H26V145H28ZM88 144V145H87ZM25 145V146H26ZM50 145H53V146H50ZM91 145V146H90ZM130 145H132L131 147H130ZM141 145V146H140ZM29 146V145H28ZM32 146V147H31ZM56 146V147H55ZM65 146H66V148H65ZM71 146H72V148H71ZM85 146V147H84ZM87 146H89L91 149H89V147H87ZM37 147V148H36ZM39 147H41V148H39ZM53 147V148H52ZM82 147V148H81ZM136 147V148H135ZM141 147V148H140ZM181 147H183V148H185V149H188V147H184L182 144H181ZM256 147H258V149L261 147L260 146V144H257L256 145ZM34 148V149H33ZM36 148V149H35ZM42 148H44V151L42 150ZM47 148V149H46ZM51 148H52V150H53V152H52V150H51ZM62 148V149H61ZM79 148H81V149H79ZM264 148V147H263ZM69 149H71V150H69ZM87 149V150H86ZM100 150V151H98V150ZM102 149V150H101ZM128 149V150H129ZM140 149V150H139ZM190 149H193L194 151H198L199 153H202V152H204L205 153V148H204V146L203 145H197V146H192ZM262 149V148H261ZM260 149V150H261ZM21 150H22V152H21ZM40 150V151H39ZM50 152H49V151ZM80 150V151H79ZM92 150H94V154H93V151ZM136 150H138L137 152H136ZM142 150H144V151H142ZM30 151V152H29ZM55 151V152H54ZM57 151V152H56ZM61 152V154L59 153V152ZM130 151V150H129ZM142 151V152H141ZM63 152V153H62ZM68 152V153H67ZM91 154H90V153ZM98 152H100V153H98ZM28 153V154H27ZM37 153V154H36ZM38 153H40V154H38ZM49 153L51 154V155H49ZM88 153V154H87ZM102 153V154H101ZM136 153V154H135ZM146 153V154H145ZM69 154V155H68ZM73 154V155H72ZM84 154V155H83ZM99 154H101V156L99 155ZM54 155H56V156H54ZM63 155V156H62ZM86 155V156H85ZM90 155V156H89ZM94 155H95V157H97L96 159H95V157H94ZM106 155V156H105ZM130 155H129V157H130ZM139 155V156H138ZM205 155H206V153H205ZM36 156H39V158L40 157H44L46 160H47V163L49 162V161H51V162H49L50 164H48V165H53L54 163L53 162H55V165H53L52 166V168L55 166V168L53 169V173H55L54 175L56 176V181H58L57 179L59 178L60 179V176L62 177V181H63V184H62V186H61V184L60 183H62V181L60 180V182H59V186L62 188V190H63V188H65L64 189V191H62V192H60L61 193V195L63 196L62 197V201L60 200V199H58V196H57V193L54 191V190H56L55 188H56V184H54V179H52V180H49V184H51L52 185V188H51V185H48V183H47V185L45 186V188L47 189V187H48V189H47V191H45L46 189L43 187V192H42V190L40 189L39 191H36L39 187L38 186H36L37 184H36V182H35V180H34V178H36L35 177V175H37V173L36 174H34L35 172H33L32 170H34V171H37V165H36ZM50 156V157H49ZM59 156L61 157H64V158H59ZM67 158H66V157ZM99 156V157H98ZM104 156H105V158H104ZM108 156V157H107ZM113 156V157H112ZM134 156H135V159H133L134 158ZM146 156V157H145ZM223 156H224V158L226 157V154L223 152ZM22 157V158H21ZM53 157V158H52ZM69 157V158H68ZM90 157V158H89ZM92 157H94V158H92ZM103 157V158H102ZM109 157H111L110 159H109ZM143 157V158H142ZM51 158V159H50ZM56 158V159H55ZM79 158V159H78ZM92 158V159H91ZM98 158H100L99 160L101 161V160H104L105 159V161H106V164L107 165H102V164H104L105 162L103 161V163H102V161L100 162V161H98ZM102 158V159H101ZM109 160H108V159ZM247 159V161H251L250 160V157L248 156V157H246ZM30 159H32V160H30ZM53 159H55L54 161H53ZM71 159V160H70ZM90 159V160H89ZM97 160V161H95V160ZM116 159V160H115ZM140 159H143V160H140ZM252 159V158H251ZM67 160H68V162H67ZM89 160V161H88ZM114 160V161H113ZM56 161H57V163H56ZM64 161V162H63ZM74 161H75V163H74ZM143 161V162H142ZM17 162H19V163H17ZM21 162V163H20ZM83 162V163H82ZM101 164L100 165V167L98 168V166H99V164ZM150 162V163H149ZM34 163V164H33ZM46 163V164H47ZM70 163V164H69ZM89 163H90V165H89ZM122 163V164H121ZM138 163V164H137ZM60 164H61V166H60ZM63 164V165H62ZM72 164H74V165H72ZM96 164H98L95 168H97L96 170L94 169L93 170V172H90L89 173V171L87 170V169H89L90 171H91V167H92V165L93 166H95ZM112 164H113V166H112ZM133 164V165H132ZM68 165V166H67ZM76 165V166H75ZM108 165H110V166H108ZM119 165H121V166H119ZM134 165H135V167H134ZM143 165V166H142ZM145 165V166H144ZM11 166V167H10ZM24 166H25V168H24ZM64 166V167H63ZM66 166V167H65ZM79 166V167H78ZM89 166V167H88ZM91 166V167H90ZM106 166V167H105ZM117 166H119V167H117ZM148 166V167H147ZM18 167V168H17ZM59 167H60V169H59ZM76 167V169H74ZM107 167H109L108 169H105V168H107ZM120 167H122V168H120ZM147 167V168H146ZM5 168V169H4ZM12 168H13V170H12ZM17 168V169H16ZM29 168H30V170H29ZM80 168H81V170H80ZM82 168L83 169H85L86 171H88V173H85L84 174V172L82 171ZM105 169V170H103V169ZM148 168H150V170L148 169ZM58 169V170H57ZM98 169H100V171L98 170ZM114 172V174H112V171ZM152 169V170H151ZM21 170V171H20ZM25 170V171H24ZM26 170H28L29 171V173H30V171H32V176H34V177H32L30 174V176H28V178L30 179H28L27 178V173H26ZM55 170V171H54ZM71 170H72V172H71ZM74 170H76V171H78V173H79V171H80V175H78V173L77 172H75ZM98 170V171H97ZM117 170V171H116ZM118 170H120L121 171V173H120V171H118ZM128 170V171H127ZM135 170H136V172H135ZM11 171V172H10ZM52 171V170H51ZM74 171V172H73ZM82 171V172H81ZM110 171V172H109ZM146 171H147V173H146ZM152 171V172H151ZM24 172L26 173V175H24ZM71 174H70V173ZM102 172H103V174L104 175H102ZM109 172V173H108ZM116 172V173H115ZM127 172V173H126ZM132 172H134V173H132ZM141 172V173H140ZM22 173V174H21ZM58 173V174H57ZM60 173H62V174H60ZM67 173V174H66ZM73 173V174H72ZM77 173V174H76ZM99 173H100V175H99ZM122 173H123V175H122ZM125 173V174H124ZM134 174L133 175V177H132V175H130V174ZM151 173V174H150ZM260 173V172H259ZM15 174V175H14ZM60 174V175H59ZM83 174V175H82ZM96 174H97V176H96ZM111 174V175H110ZM115 174H117V175H115ZM120 176H119V175ZM127 174V175H126ZM140 174V175H139ZM147 174V175H146ZM174 174V173H173ZM4 175H5V177H4ZM69 177H68V176ZM73 175H74V177H73ZM115 176V178H114V176ZM126 177H125V176ZM152 175V176H151ZM7 176V177H6ZM19 178H18V177ZM24 176V177H23ZM26 176V177H25ZM64 176L66 177V178H64ZM84 176V177H83ZM93 176V177H92ZM103 176V177H102ZM104 176H109L108 178L107 177H105V178H107V179H105L104 178ZM111 176V177H110ZM129 176V177H128ZM176 176V177H175ZM177 176H179V178L177 177ZM23 177V178H22ZM78 179H77V178ZM85 178L86 177V179H83V178ZM87 177H90V178H87ZM92 177V178H91ZM99 177H101V178H99ZM125 178V180L126 179H128L129 180V183H130V186H129V188H128V186L126 187L124 184V182H126L125 180H123L124 178ZM143 177V178H142ZM263 179H264V171H263V173H262V176H261ZM10 178V179H9ZM16 178H17V180H16ZM21 178V179H20ZM32 178V179H31ZM98 178V179H97ZM111 178V179H110ZM121 178H123V179H121ZM131 178H134V179H131ZM145 178V179H144ZM149 178V179H148ZM154 178V179H153ZM174 178V179H173ZM178 178V179H177ZM256 178H258L257 176L255 177V180L252 182V180H250V178H245V181L247 182V185L249 186H247L249 189H251V190H254V191H259L260 190V188H261V185H262V183H260L259 182V178H258V180H256ZM8 179V180H7ZM11 179H13L11 182L9 181V180H11ZM15 179V180H14ZM28 179V185H30V187L32 188L33 187V190H32V192L33 193H36L37 195H34V197H36L35 199H36V202H35V199H34V197H33V193H31V194H29V196H27V198L28 197H33L32 198V200H30V201H32V203H31V205L29 204V198L27 199L26 198V196H24V194H23V199H25V205H24V207H23V205H22V203H23V201L24 200H21L20 202H17L16 201V199L18 200V199H20V195L18 196V194H19V188H20V186L21 185H23V183L25 182V180H27ZM67 179L68 180H71V182L73 183V185H72V183L69 181V183L68 184H66V182H68L67 181ZM83 179V180H82ZM91 179H94L93 181L91 180ZM96 179V180H95ZM116 181H115V180ZM118 179V180H117ZM175 181V182H173V180ZM7 180V181H6ZM78 180V181H77ZM86 180V181H85ZM99 180V181H98ZM122 180V181H121ZM140 180H142V181H140ZM144 180H145V182H144ZM148 180V181H147ZM150 180V181H149ZM154 180V181H153ZM14 181V182H13ZM19 181V182H18ZM31 181H33V182H31ZM89 181V182H88ZM100 181H102V182H104L106 185H105V187H106V189H100L101 188V185H103V183L101 184V182ZM106 181L108 182V183H106ZM118 181V182H117ZM178 181V182H177ZM22 182V184L20 185V183ZM35 182V183H34ZM85 182V183H84ZM99 182H100V184H99ZM115 183L119 188H126L125 189V191L126 192H122V191H124V189H122V190H120L119 189V191H118V188H117V186L115 185V184H113V183ZM121 182H123V184H121ZM157 182V183H156ZM57 183V182H56ZM82 185H81V184ZM98 183V184H97ZM111 183V184H110ZM117 183H119V184H117ZM132 183V184H131ZM139 183H141V184H139ZM162 183V184H161ZM16 184H17V187H16ZM32 184V185H31ZM54 184V185H53ZM69 185L68 187H69V190H68V192H67V186H65V185ZM74 184H75V189H76V191L74 190ZM93 186H92V185ZM108 184H110L109 186H108ZM134 184V186H132ZM149 184V185H148ZM175 184V185H174ZM11 186L10 188L9 187H6V186ZM19 185V186H18ZM64 185V186H63ZM78 185V186H77ZM79 185L81 186L80 188H83V190L81 189L80 190V188H79ZM100 185V186H99ZM125 187H124V186ZM164 185V186H163ZM168 185H170V186H168ZM13 186H15L16 187V190H15V187H14V189H12V187ZM34 186H36V187H34ZM87 186V187H86ZM94 186H96V187H94ZM116 186V189L114 188V189H112L113 187H115ZM158 186V187H157ZM161 186V187H160ZM38 187V188H37ZM70 187H72L73 189H71ZM86 187V188H85ZM89 187V188H88ZM94 187V188H93ZM104 187V188H105ZM108 187V188H107ZM138 187V188H137ZM151 187H153V188H151ZM155 187V188H154ZM160 187V188H159ZM5 188V189H4ZM195 188V190H193ZM7 189V190H6ZM11 189V190H10ZM51 189V190H50ZM94 189H95V191H94ZM111 189V190H110ZM131 189V190H130ZM199 189V190H198ZM13 190V191H12ZM53 190V191H52ZM71 190V191H70ZM81 192H80V191ZM85 190H86V194L84 193L85 192ZM89 190V191H88ZM100 190V191H99ZM105 190V191H104ZM128 190V191H127ZM142 190H145V191H142ZM15 191V192H14ZM84 191V192H83ZM90 191H92L91 192V194H88ZM102 191V192H101ZM117 192V193H115V192ZM147 191V192H146ZM160 193H159V192ZM163 191V192H162ZM177 193H176V192ZM196 193H195V192ZM12 192H14V194L12 193ZM74 194H73V193ZM77 194H76V193ZM94 192V193H93ZM108 192V193H107ZM110 192V193H109ZM132 192V193H131ZM173 192H175V193H173ZM182 192V193H181ZM197 192H199V193H197ZM204 195L203 197H202V194ZM6 193V194H5ZM18 193V194H17ZM68 193H69V195L71 194V196L69 197V195H68ZM79 193V194H78ZM81 193V194H80ZM98 193L99 194H101V195H99L98 196ZM121 193H123V194H121ZM8 194V195H7ZM12 194V195H11ZM42 195V196H39V195ZM45 194V195H44ZM48 194V195H47ZM51 194H52V196H51ZM65 195V197H64V195ZM88 194V195H87ZM108 194V195H107ZM141 194V195H140ZM193 194H195V195H193ZM201 196H200V195ZM3 195V196H2ZM10 195V196H9ZM43 195H44V197H46V200H43V199H45L44 197H43ZM67 195V196H66ZM78 195V196H77ZM109 196V197H106V196ZM118 195H119V197H118ZM157 195V196H156ZM201 197H199V196ZM7 196V197H6ZM15 199H13L12 197ZM15 196V197H14ZM56 196V197H55ZM89 196V197H88ZM97 196V197H96ZM103 196V197H102ZM134 196V197H133ZM193 196H194V198H196V199H194L193 198ZM6 197V198H5ZM8 197H9V199H10V197L12 198L11 200H7L8 199ZM16 197H18V198H16ZM25 197V198H24ZM40 197H43V199H41ZM48 197H50V198H48ZM73 197H75V198H73ZM77 197H80L79 198V200H78V198ZM91 197V198H90ZM133 197V198H132ZM136 197V198H135ZM140 197V198H139ZM170 197V198H169ZM179 197V198H178ZM40 200H39V199ZM48 198V199H47ZM58 200H57V199ZM63 198H64V200H63ZM77 198V200H75ZM94 198H95V200H94ZM120 198V199H119ZM123 198V199H122ZM124 198H126V200L124 199ZM129 198H130V200H129ZM144 198V199H143ZM148 198V199H147ZM191 198V199H190ZM212 198V199H211ZM5 199V200H4ZM34 199V200H33ZM37 199H38V201H37ZM50 199V200H49ZM69 199V200H68ZM71 199H73V200H71ZM93 201H95V202H93ZM97 199H98V201H97ZM136 199V200H135ZM145 199H146V201H145ZM150 199V200H149ZM178 199V200H177ZM192 199H193V201H192ZM200 199V200H199ZM203 199V200H202ZM207 199H208V201H207ZM210 199L212 200L211 202H210ZM4 200V201H3ZM43 200V201H42ZM74 200H75V202H74ZM85 200H86V202H85ZM88 200V201H87ZM118 200V201H117ZM120 200H121V203H120ZM143 200V201H142ZM169 202H168V201ZM192 201V203H190L189 204V202H191ZM206 200V201H205ZM6 201L10 204V205H12V201L14 202V204L15 205H12L13 206V208H17V209H14L15 210V212H14V210H13V208H12V206L10 207V208H12V209H10L9 208V210H8V212H6L7 210H4L5 208H8L9 206L7 205L8 203H6ZM11 201V202H10ZM33 201H34V204H33ZM39 201H41V203L39 202ZM47 201V202H46ZM49 201H51V203L49 202ZM52 201H54L53 203H52ZM55 201H57V202H55ZM69 205L68 207H67V204L65 203V202ZM73 201V202H72ZM81 201V202H80ZM160 201V202H159ZM166 201V202H165ZM175 201V202H174ZM197 201V202H196ZM201 201V202H200ZM18 204V203H20L19 205H21L22 207H19L18 205L16 206V203ZM43 202V203H42ZM45 202V203H44ZM48 202L50 203V205L48 204ZM59 202H61V203H59ZM72 203V206H71V203ZM90 202V203H89ZM97 202V203H96ZM102 202V203H101ZM116 202V203H115ZM129 202V203H128ZM154 202V203H153ZM158 202V203H157ZM164 202V203H163ZM184 202V203H183ZM207 204H206V203ZM208 202H210V203H208ZM39 203V205H37ZM54 203H56L55 205H52V204H54ZM65 203V204H64ZM75 203V204H74ZM78 203V204H77ZM81 203H82V205H81ZM91 203H94V204H91ZM108 204V206L106 205V204ZM114 205H113V204ZM126 203V204H125ZM137 203V204H136ZM157 203V204H156ZM172 203V204H171ZM179 203V204H178ZM195 203H197V204H201L200 206H198L197 204L195 205ZM204 203H205V205H206V207H205V205H204ZM262 203L263 202H261V204H260V206L262 205ZM4 204V205H3ZM45 205V206H43V207H45L46 208V206H47V204H48V206H47V208L46 209H48V210H50V211H48V210H46L45 208V212L44 211H42L43 210V207L42 208H40L39 209V207L40 206H42V205ZM61 204V205H60ZM64 204V205H63ZM84 204H85V206H84ZM87 204V205H86ZM117 204V205H116ZM121 204V205H120ZM128 204V205H127ZM213 204V205H212ZM3 205V206H2ZM5 205H7L6 207H5ZM27 205H30L31 207L30 208H27L28 206ZM34 207H33V206ZM39 206L38 207V209H37V206ZM59 205H60V207H59ZM92 205H94V206H92ZM105 205V206H104ZM124 205V206H123ZM140 205H142V208H141V206ZM167 205V206H166ZM191 205V206H190ZM218 205H220V207L218 206ZM16 206V207H15ZM54 206H55V208H54ZM70 206L72 207V208H70ZM76 206H78V207H76ZM83 206V207H82ZM102 206H104V207H102ZM120 206V207H119ZM123 206V207H122ZM130 206V207H129ZM175 206V207H174ZM180 206V207H179ZM182 206H184V208L182 207ZM209 208H208V207ZM215 206V207H214ZM263 206V205H262ZM2 207V208H1ZM4 207V208H3ZM36 207V208H35ZM95 207V208H94ZM110 209H109V208ZM122 207V208H121ZM133 209H132V208ZM164 207V208H163ZM167 207V208H166ZM173 207V208H172ZM178 207V208H177ZM182 207V208H181ZM197 207V208H196ZM200 207V208H199ZM19 208H20V210H19ZM26 210H25V209ZM35 208V210H33ZM61 208V211L59 212V209ZM106 208H108V210L106 209ZM124 208V209H123ZM129 208V209H128ZM168 208H170V209H168ZM193 208H196V209H194L193 210ZM206 208V209H205ZM218 208V209H217ZM28 209L32 212H30V211H28ZM74 209H76V210H74ZM100 209V210H99ZM117 209V210H116ZM143 209V210H142ZM151 209H155V211L154 210H151ZM159 209V210H158ZM180 209V210H179ZM190 209V210H189ZM197 209H198V212H197ZM215 209V210H214ZM13 210V211H12ZM23 210V211H22ZM40 210L43 212H41V214H42V216H41V214L39 213L40 212ZM66 211L65 213V215L64 216H62V215H60V214H62L61 212H63L64 213V211ZM71 210V211H70ZM81 210V211H80ZM94 210V211H93ZM119 210H120V212H119ZM122 210V211H121ZM138 212H137V211ZM2 211V212H1ZM4 211V212H3ZM12 211V212H11ZM16 211H18V213L16 212ZM35 211H38V212H36V214L37 213H39V215L37 214L36 216L34 215V213H35ZM93 211V212H92ZM126 211H127V213H126ZM130 211H131V213H130ZM173 211V212H172ZM209 211V212H208ZM210 211H211V213H210ZM220 211V212H219ZM27 212V213H26ZM30 212V213H29ZM47 212V213H46ZM83 212V213H82ZM95 212V213H94ZM129 212V213H128ZM175 212H176V214H175ZM181 212V213H180ZM190 212V213H189ZM191 212H192V215H191ZM193 212H195V213H193ZM207 212V213H206ZM224 212L226 213V216L224 215ZM9 214V215H11L12 217H13V214H14V218H12L11 216V221H10V219H9V221L7 222L6 221V219L8 220V218H9V216L7 217H4L5 216V214ZM16 213V214H15ZM23 213V214H22ZM24 213H26V214H24ZM29 213V214H28ZM46 213V214H45ZM51 213V214H50ZM56 213V214H55ZM125 213V214H124ZM150 215H149V214ZM201 213V215H202V217L204 216L205 218H203L202 219V217H200L199 216V214ZM203 213V214H202ZM204 213H206V215L204 214ZM208 213H210V214H208ZM213 213V214H212ZM216 213V214H215ZM217 213H219V215L220 216H218V214ZM227 213L230 215V216H228L227 215ZM7 214V215H8ZM18 214V215H17ZM47 214H49V215H47ZM54 214V215H53ZM100 214V215H99ZM128 214V215H127ZM135 214V215H134ZM147 214V215H146ZM152 214V215H151ZM172 214V215H171ZM175 214V215H174ZM0 215V216H1ZM29 215V216H28ZM33 215V217H31L30 219H29V217L30 216H32ZM44 215V216H43ZM58 216V219H57V216ZM76 217H75V216ZM113 215V216H112ZM116 217H115V216ZM130 215H133V216H130ZM138 215V216H137ZM144 215H146V216H144ZM149 215V216H148ZM154 215H155V217H156V219L154 220V221H152V220H150V219H153V217H154ZM177 215H178V217H177ZM181 215V216H180ZM192 217V218H190V216ZM197 215V216H196ZM212 215H213V217H212ZM24 216H27L28 218V221L30 220V222H28L27 221V219H26V217H24ZM41 216V217H40ZM56 216V217H55ZM66 216V217H65ZM70 216V218L72 219L71 221L69 220V217ZM121 216V217H120ZM127 216V217H126ZM144 216V217H143ZM170 216V217H169ZM194 216V217H193ZM210 216L211 218H208V217ZM214 216H215V218H214ZM46 217V218H45ZM53 217H54V219H53ZM101 217V218H100ZM130 217V218H129ZM150 217V218H149ZM176 217V218H175ZM201 219H200V218ZM217 217V218H216ZM229 217V218H228ZM233 217V218H232ZM34 218V221L32 220ZM37 218V219H36ZM38 218H39V220H42V221H40L39 222V220H38ZM41 218V219H40ZM45 218V219H44ZM50 218H52V219H50ZM64 218H65V220H64ZM69 220V222H70V224H69V222H68V220ZM89 218V219H88ZM96 218V220H94ZM117 218V219H116ZM122 218V219H121ZM137 218V219H136ZM173 218H175V220L173 219ZM195 218V219H194ZM212 218H214V219H212ZM221 218H223V219H221ZM228 218V220H226ZM231 218V219H230ZM5 219V220H4ZM35 219H36V221L38 222V224H37V222L35 221ZM75 220V224H77V221H78V223H79V225H77V227H75L76 225H73V223H72V221H74ZM115 219V220H114ZM165 219V220H164ZM169 219V220H168ZM200 219V220H199ZM206 219V220H205ZM212 219V220H211ZM235 219V220H234ZM22 220V222L23 223H20V221ZM46 220H48V222L46 221ZM52 220V221H51ZM77 220V221H76ZM98 220V221H97ZM99 220H100V222H99ZM114 220V221H113ZM137 220H139V221H137ZM144 220V221H143ZM180 220V221H179ZM181 220H182V222L183 223H181ZM202 220V221H201ZM208 220V221H207ZM223 220H224V222H223ZM231 220V221H230ZM14 221V222H13ZM25 221V222H24ZM32 221H33V223L34 224H32ZM46 221V222H45ZM56 221V223H54ZM81 221V222H80ZM124 221V222H123ZM135 221H137V222H135ZM141 221V222H140ZM165 221V222H164ZM173 221H174V223H173ZM190 221V222H189ZM205 221V222H204ZM207 221V222H206ZM210 221V224L208 223ZM212 221V222H211ZM215 221V222H214ZM218 221V222H217ZM233 221H236L235 223H232ZM1 222H2V224H1ZM5 222H6V225L8 226V228H10V227H12L11 229H8L7 228V226L5 225ZM44 222V223H43ZM62 222V223H61ZM67 222H68V229H72L73 231H76L77 232V230H78V232H77V234H76V236L74 237H72L71 238V240L69 239V233H68V230H67V226H65L66 224H67ZM83 222V223H82ZM91 224H90V223ZM133 222V223H132ZM160 222V223H159ZM184 222H185V224H184ZM189 222V223H188ZM200 224H199V223ZM203 222V223H202ZM228 222H230L229 224H231V225H229V224H227ZM4 223V224H3ZM12 223V224H11ZM26 223H29V224H26ZM31 223V224H30ZM41 223H42V225H41ZM45 223H47V225L45 224ZM49 223V224H48ZM50 223H52L53 224V226H52V224H50ZM82 223V224H81ZM97 223V224H96ZM103 221H102V224L101 225H103ZM156 225H155V224ZM187 223V224H186ZM191 223V224H190ZM196 223V224H195ZM205 223V224H204ZM214 223H216V224H214ZM218 223L219 224H221V225H219V226H221V227H219L218 226ZM44 224V225H43ZM72 224V225H71ZM84 224L85 225H90V227L89 226H84ZM146 224V225H145ZM152 224V225H151ZM175 226H174V225ZM212 224V225H211ZM226 225V226H224V225ZM4 225V226H3ZM20 225H21V227H20ZM26 225H30V226H28V227H30V228H28ZM32 225V226H31ZM41 225V226H40ZM49 225V226H48ZM71 225V226H70ZM155 227H154V226ZM173 225V226H172ZM189 225V226H188ZM193 225V226H192ZM196 225V226H195ZM204 225V226H203ZM217 225V226H216ZM235 225H237V226H235ZM10 226V227H9ZM14 226V227H13ZM35 226H40L41 228H40V230H39V228H34ZM43 226V227H42ZM53 228H51V227ZM57 226V227H56ZM60 226V227H59ZM73 226V227H72ZM81 226V227H80ZM82 226H84V227H82ZM92 226V227H91ZM135 226H137L136 228H135ZM140 226V227H139ZM145 226H146V228H145ZM148 226H149V228H148ZM199 228H198V227ZM207 226V227H206ZM58 227H59V229H58ZM71 227V228H70ZM94 227H95V231H94ZM170 227V228H169ZM172 227H173V230H172ZM189 227V228H188ZM191 227V228H190ZM196 227V231L194 230V228ZM204 227H205V230H204ZM211 227V228H210ZM216 227H218V228H216ZM224 227V228H223ZM225 227H227V228H229L228 230V232L231 234H229L228 232H227V230H222V229H227V228H225ZM231 227V228H230ZM19 228V229H18ZM55 228H57V229H55ZM64 228V231H62V229ZM66 228V229H65ZM74 228V229H73ZM82 231H80L79 229ZM84 228V229H83ZM85 228H88V229H85ZM96 228H98V229H96ZM122 228V229H121ZM126 228H127V230H126ZM134 230H133V229ZM153 228H155V229H153ZM161 228V229H160ZM234 228V229H233ZM236 228V229H235ZM239 229V231H243L241 234H240V232L238 231V229ZM9 232V230H11L12 232L11 233H7L6 232V230ZM27 229V230H26ZM32 229V230H31ZM76 229V230H75ZM93 229V230H92ZM116 229H118V230H116ZM142 229V230H141ZM151 229H153V230H151ZM192 229V230H191ZM208 229V230H207ZM214 229V230H213ZM231 229V230H230ZM59 230H60V232H59ZM89 230V231H88ZM99 230V231H98ZM126 230V231H125ZM130 230V231H129ZM136 230V231H135ZM139 230V231H138ZM141 230V231H140ZM147 230V231H146ZM162 230V231H161ZM170 230V231H169ZM179 230V231H178ZM198 230V231H197ZM209 230H211L210 232H209ZM219 231V234H218V231ZM221 230H222V232H221ZM238 231V232H236V231ZM34 231H36V232H34ZM94 231V232H93ZM149 231V232H148ZM185 231V232H184ZM188 231V232H187ZM191 231H192V233H191ZM203 231V232H202ZM204 231H205V234H204ZM208 231V232H207ZM216 231V232H215ZM229 234V238H227V236H228V234H226L227 236H226V238H225V233L226 232ZM232 231V232H231ZM234 231V232H233ZM28 232H29V234H28ZM32 232V233H31ZM80 232H81V234L83 233H85L86 234V236L87 237H83V236H80L79 234H80ZM100 232V233H99ZM131 234H130V233ZM143 232H146V233H144V235H142V233ZM152 232H154V233H152ZM171 232V233H170ZM176 232H177V234H176ZM199 232V233H198ZM202 234H201V233ZM215 232V233H214ZM221 232V233H220ZM18 233V234H17ZM30 233L32 234V235H30ZM38 233V234H37ZM52 233V234H51ZM64 233V234H63ZM91 233V234H90ZM95 233V234H94ZM97 233L99 234V235H97ZM128 233V234H127ZM133 233V234H132ZM138 233V234H137ZM140 233H141V235H140ZM149 233V234H148ZM160 234V235H158V234ZM167 233H169V234H167ZM188 233V234H187ZM191 233V234H190ZM209 233H210V235H209ZM214 233V234H213ZM247 233H249V232H247ZM27 234L29 235V236H27ZM35 234V235H34ZM52 236H51V235ZM61 235V237L63 238V241H62V238L60 237V235ZM68 234V235H67ZM84 234V235H85ZM94 234V235H93ZM123 234V235H122ZM153 234V236H151ZM195 234H196V236H195ZM204 234V235H203ZM208 234V235H207ZM218 234V235H217ZM221 234H223L222 235V237H224L225 238V240L222 238L221 239ZM234 234V235H233ZM243 234V235H242ZM244 234H245V236H244ZM9 235V237H7ZM39 235V236H38ZM57 235V236H56ZM66 235V236H65ZM89 235H90V237L93 239H91L90 240V238H89ZM128 235V236H127ZM133 235L135 236V237H133ZM136 235H137V237H136ZM148 235V236H147ZM157 235V236H156ZM162 235V236H161ZM173 235V236H172ZM188 235V236H187ZM214 235V236H213ZM216 235V236H215ZM236 235V236H235ZM251 237L252 238V240L254 241V242H252V240H249L248 241V239H249V237ZM5 236V237H4ZM14 237V238H12V237ZM18 236V237H17ZM36 236V237H35ZM43 236V237H42ZM54 236V237H53ZM63 236H65V237H63ZM95 238H94V237ZM106 236H107V234L105 235V237H104V239L106 238ZM110 236V237H109ZM139 236V237H138ZM144 236V237H143ZM151 236V237H150ZM172 236V237H171ZM175 236V237H174ZM186 236H187V238H186ZM194 236V237H193ZM204 236V237H203ZM218 236H220V238L218 237ZM247 236V237H246ZM6 237H7V240H8V242H7V240H5L6 239ZM24 237V238H23ZM42 237V238H41ZM54 239H53V238ZM56 237H58V238H56ZM98 239H97V238ZM117 237H119V238H117ZM127 237V238H126ZM133 237V238H132ZM142 237L144 238V242H143V239H142ZM145 237L147 238V239H145ZM169 237V238H168ZM204 239H202V238ZM214 237V238H213ZM217 237V238H216ZM240 237V238H239ZM241 237H243V238H241ZM31 238V239H30ZM33 238H37V240L35 239H33ZM61 238V239H60ZM78 238V239H77ZM86 238H87V240L89 239V241L87 242V240H86ZM131 238V239H130ZM138 238H139V240H138ZM160 238V239H159ZM191 238V239H190ZM196 238H200L201 240H199L202 244H203V248H201V247H199V251H197L198 249V246H201V245H197V241H198V239H196ZM208 238V239H207ZM212 238V239H211ZM19 239V240H18ZM28 239H30V240H28ZM39 239V240H38ZM55 239L57 240L56 241V245H57V247H61V249H58L56 246H54L55 245ZM67 239V240H66ZM78 240L77 242H80L79 243V245H78V243L75 245V244H68V243H74L75 242V240ZM128 240V239H130V240H128V241H126L125 242V240ZM137 239V240H136ZM162 239V240H161ZM214 239V240H213ZM217 239L220 241V244L218 243L219 241H217ZM228 241H227V240ZM232 239V240H231ZM235 239V240H234ZM246 239H247V241H246ZM3 240H5V241H3ZM26 240V241H25ZM46 240V241H45ZM52 240V242H50ZM62 242H61V241ZM73 240V241H72ZM94 240H95V242L96 243H94ZM106 240V239H105ZM119 240V241H118ZM133 240H134V242H136V244L137 245H135L134 244V242H133ZM149 240V241H150ZM191 240V241H190ZM193 240H197L196 242H193ZM203 240V241H202ZM205 240H206V242H205ZM211 240V241H210ZM222 240V241H221ZM234 240V241H233ZM237 240H239V242L237 241ZM30 241H31V245H30ZM37 241L38 242V245H37V243L35 244L36 246H34L33 244L35 243V242ZM39 241H41V243L39 242ZM84 241V242H83ZM106 241H108V240H106ZM113 241H112V243H113ZM132 241V242H131ZM140 241V242H139ZM165 241V242H164ZM184 241V242H183ZM198 241V244H201L200 242ZM207 241H208V243H207ZM231 241V242H230ZM241 241V242H240ZM2 242V243H1ZM28 242H29V244H28ZM32 242H34L33 244H32ZM65 242H67L66 244H65ZM119 242V243H118ZM234 242H235V245H234ZM245 242V243H244ZM248 242V243H247ZM26 243V244H25ZM61 243V244H60ZM87 243H89V244H87ZM121 243H122V245H121ZM131 243V244H130ZM144 243H146L145 245H143ZM166 244V245H164V244ZM183 243V244H182ZM186 243V244H185ZM191 243H192V246L194 245L193 243H196L195 245H194V249H193V247H191ZM204 243L207 245V246H205L204 245ZM218 243V244H217ZM226 243V244H225ZM230 243H231V245H230ZM256 243V244H255ZM17 244V245H16ZM23 244V245H22ZM28 244V245H27ZM51 244H53V245H51ZM58 244H59V246H58ZM64 244V245H63ZM92 244H95V246H94V248L93 247H90V246H92ZM98 244V245H97ZM124 244V245H123ZM161 244H163V245H161ZM172 244V245H171ZM189 244V245H188ZM216 244H217V246H216ZM224 244V245H223ZM236 244H237V246H236ZM22 245V246H21ZM41 245H42V247H41ZM48 245V246H47ZM66 245V246H65ZM68 245H71L72 247H74V248H72V249H70V247L68 246ZM99 245H101V246H99ZM135 245V246H134ZM186 245V246H185ZM218 245L220 246V247H218ZM223 245V246H222ZM226 245H228V246H226ZM31 248V250L29 249V247ZM33 246H34V249H33ZM39 246V247H38ZM53 246V247H52ZM68 246V247H67ZM80 247L81 249H79V248H77V247ZM97 246V247H96ZM129 246H133L132 248L131 247H129ZM139 248H138V247ZM163 246H164V248H163ZM183 246V247H182ZM197 246V247H196ZM225 246H226V248L227 249H225ZM235 246V247H234ZM7 247V248H6ZM36 247V248H35ZM38 247V248H37ZM46 249H45V248ZM76 247V248H75ZM84 247V248H83ZM87 247V248H86ZM120 247H122V249L120 248ZM146 247H145V249H146ZM172 247V248H171ZM185 247V248H184ZM216 247H217V250H216ZM222 247V248H221ZM231 247V248H230ZM234 247V248H233ZM4 248V249H3ZM9 248V249H8ZM28 249V251L26 250V249ZM40 248V249H39ZM51 248V249H50ZM57 250H56V249ZM91 248H92V251H91ZM133 248H134V250H133ZM137 248H138V250H137ZM174 248V249H173ZM219 248V249H218ZM224 248V249H223ZM24 251H23V250ZM33 249V250H32ZM48 249V250H47ZM52 249H55V250H52ZM62 249H65V250H62ZM68 249V250H67ZM78 249V250H77ZM108 249V248H107ZM111 249H112V247H111ZM121 249V250H120ZM125 250V254H122V250ZM127 249H129V250H127ZM197 249V250H196ZM202 249V250H201ZM209 249H212V250H209ZM229 249V250H228ZM243 251H242V250ZM253 249V250H252ZM2 250H3V252H2ZM29 250H30V252H29ZM34 250H35V253H34ZM81 250H83L82 251V253L80 252ZM87 251V254L85 253L86 251ZM186 250V251H185ZM192 250H194V251H196L195 253L192 251ZM208 250V251H207ZM214 250H215V252H214ZM226 250V251H225ZM233 250V251H232ZM241 250V251H240ZM248 252H247V251ZM252 250V251H251ZM32 251H33V253H32ZM40 251V252H39ZM54 253H53V252ZM61 251V252H60ZM62 251H64V252H62ZM71 251H73V252H71ZM75 251H77V252H75ZM85 251V252H84ZM91 253H90V252ZM136 251V252H135ZM173 251V252H172ZM186 252V253H184V252ZM201 251H203V252H201ZM218 251V252H217ZM225 251V252H224ZM12 252V253H11ZM18 254V255H16V256H13L12 257V255L14 254H16V253ZM29 252V253H28ZM43 252V253H42ZM50 252V253H49ZM58 252V253H57ZM88 252H89V254H91V255H89L88 254ZM97 252V253H96ZM102 252V253H101ZM128 252H129V254H128ZM135 252V253H134ZM198 252V253H197ZM206 252H209V254L208 253H206ZM211 252V253H210ZM217 252V253H216ZM222 254H221V253ZM235 252V253H234ZM254 252H255V254H254ZM257 252V253H256ZM21 253V254H20ZM28 253V254H27ZM62 253V254H61ZM68 253H71V254H68ZM77 253V254H76ZM103 253H104V255H103ZM126 253H127V255H126ZM133 253H134V256H133ZM201 253H203V255L201 254ZM213 253V254H212ZM218 253H219V255L221 254V256L220 257H216L217 255H218ZM226 253V254H225ZM238 253V254H237ZM245 253V254H244ZM251 253V254H250ZM24 254V255H23ZM33 254V255H32ZM44 254V255H43ZM57 254H58V257H59V254L61 255V257H59V258H61V259H63L62 261H61V259L59 260V258L57 257ZM65 254H67V256L65 255ZM95 254V255H94ZM121 254L122 255H126V256H123V258L122 257H120L121 256ZM132 254V255H131ZM178 254V255H177ZM196 254H198L199 255V258H198V256L196 255ZM201 254V255H200ZM210 254H212V255H210ZM214 254H215V256H214ZM217 254V255H216ZM19 255H21V258L23 259V260H21V258L19 257ZM27 255H29L28 256V258H27ZM31 255V256H30ZM86 255H88L87 257H86ZM94 255V256H93ZM192 255V256H191ZM205 255V256H204ZM208 255V256H207ZM210 255V256H209ZM218 255V256H219ZM238 255H240V256H238ZM4 257V259H3V257ZM25 256H26V258H25ZM33 256V257H32ZM47 256V257H46ZM55 256H56V259H55ZM79 256H81V257H79ZM97 256V257H96ZM129 258H128V257ZM131 256V257H130ZM176 256V257H175ZM204 256V257H203ZM207 256V257H206ZM223 256V257H222ZM242 256V257H241ZM19 257V259H17ZM49 257V258H48ZM63 257V258H62ZM73 257V258H72ZM74 257H76V258H74ZM79 257V259H77ZM125 257H127L126 259H127V261H126V259H125ZM184 257H186V258H184ZM195 257V258H194ZM210 257H212V258H210ZM225 257V258H224ZM240 257V258H239ZM263 257V258H262ZM30 258V259H29ZM42 258V259H41ZM47 258V259H46ZM84 258V259H83ZM93 258H95V259H93ZM122 258V259H121ZM171 258V259H170ZM215 258H216V260H215ZM218 258V259H217ZM233 258V259H232ZM8 259V260H7ZM25 259V260H24ZM51 259V260H50ZM56 261H55V260ZM66 259V260H65ZM88 259L90 260V262L88 261ZM132 259H134V260H132ZM201 259V260H200ZM203 259V260H202ZM205 259H207V260H205ZM220 259V260H219ZM17 260H19V261H17ZM37 260H39V261H37ZM49 260V261H48ZM72 261V263H71V261ZM74 260V261H73ZM79 262H78V261ZM83 260H84V262H83ZM106 260V261H105ZM159 260V259H158ZM197 260V261H196ZM205 260V261H204ZM209 260V261H208ZM214 260V261H213ZM217 260H218V262L219 263H217ZM237 260V261H236ZM5 261V262H6ZM16 261V263H14V262ZM46 261V262H45ZM53 261V262H52ZM65 261V262H64ZM66 261L68 262V263H66ZM126 261V262H125ZM143 261V262H142ZM176 261V262H175ZM184 261V262H183ZM222 261V262H221ZM260 261V262H259ZM27 262V263H26ZM95 262V263H94ZM103 262V263H102ZM122 262H120L121 264H122ZM160 262V261H159ZM181 262V263H180ZM212 262V263H211ZM216 262V263H215ZM161 264H163L162 262H160ZM165 264V263H164Z\"/></svg>",
	"mask_w": 264,
	"mask_h": 264
}]
</instances>
